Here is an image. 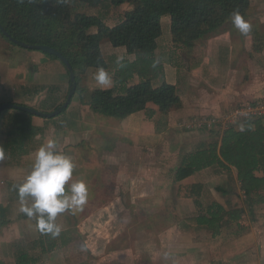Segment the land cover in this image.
I'll return each instance as SVG.
<instances>
[{"label":"crops","instance_id":"crops-1","mask_svg":"<svg viewBox=\"0 0 264 264\" xmlns=\"http://www.w3.org/2000/svg\"><path fill=\"white\" fill-rule=\"evenodd\" d=\"M128 6L123 13L130 9ZM106 17L103 14L104 22L109 25ZM168 17L161 18V34L153 57L162 69L153 85L158 86L162 81L174 85L180 97L179 106L163 114L156 105L147 103L144 110L131 115L106 117L95 114L74 94L66 109L57 116H31L32 125L40 130L22 146L25 153L16 158L3 153L0 158V264H264V203L250 209L245 205L234 168L227 172L217 166L207 167L180 182H174L172 176L185 154L214 135L220 138V130L198 128L194 125L195 119L218 117L240 105L264 101V0H249L245 20L252 28L247 36L236 28L225 27L218 34L189 45L173 43ZM90 31L95 32V28ZM107 46L111 48V57L104 54ZM101 50L108 63L106 70L113 79L112 86L107 88H112L116 84L117 61L132 62L135 55L128 54L124 47H112L106 41L101 43ZM96 69L87 70L81 84L83 92L101 88L91 78ZM138 81L139 76L134 74L127 85ZM69 87V73L60 60L43 51L9 43L0 34V104L25 105L50 112L64 103ZM17 111L6 109L0 114V150L7 139V119ZM47 139H55L60 150L71 156L76 166L74 179L102 183L113 176L116 185L121 186L122 181L137 177L135 188L139 194L130 197L134 213H138L140 207L157 213L166 209L175 222L161 228L152 221L144 225L143 220H139L134 227L126 229L127 243H122L120 248H109L111 239L105 242L104 253H94L89 245L95 237L83 233L82 223L74 220L78 214L94 213L90 210L92 195L89 193L81 211L58 215L56 222L62 226L58 237L41 234L35 228L36 221L19 211L14 185L23 182L31 169L35 150ZM160 139L165 145L158 148ZM131 149L141 150V156L129 160ZM144 149H170V154L176 151V156L169 162L168 158H158V154L154 162L144 159ZM113 166L117 167L114 173ZM161 167H171L165 181L161 180ZM145 184L147 193L143 194L139 186L145 187ZM193 184L203 186L198 195L186 197L178 193L179 186ZM217 187L227 192L222 193ZM119 193L111 196L114 201L118 200ZM238 195L243 196L239 202L235 201ZM156 196L160 200L157 209L150 203L139 207L134 200ZM213 201L225 209L243 207L239 220L242 230H237V226L223 227L218 235L212 236L200 229L196 231L205 234L199 236L195 228L183 225L185 217L197 215ZM108 203L98 209L109 210L113 203ZM143 253L144 260L141 259Z\"/></svg>","mask_w":264,"mask_h":264},{"label":"trees","instance_id":"trees-1","mask_svg":"<svg viewBox=\"0 0 264 264\" xmlns=\"http://www.w3.org/2000/svg\"><path fill=\"white\" fill-rule=\"evenodd\" d=\"M77 1L99 9V12H73L67 0H0V24L18 41L30 45H49L60 51L74 71V94L79 96L82 103L89 105L95 114L106 117L131 115L144 110L147 103L156 105L163 114L179 106L180 97L174 85L164 81L158 86L153 85L162 69L156 64L153 55L157 38L161 34L163 15L170 18L173 43L189 45L218 34L225 27L234 29L230 14L238 11L245 18L249 8V0ZM124 3L130 5V9L123 13L115 25H107L103 20L104 13L100 10L107 12L109 7H118ZM91 28H95V32H91ZM103 41L112 47H124L128 54L135 55V60H124L118 64L114 72L115 87L98 88L85 93L81 84L87 70L108 68L101 50ZM47 55L58 59L54 55ZM134 74L139 76V81L127 85ZM151 115L149 111L148 116ZM31 116L17 111L7 119V139L5 146L1 147L7 157L16 158L25 153L22 146L39 132L40 129L32 125ZM239 125L237 128L230 126L219 139L214 135L211 140L200 143L191 153L185 154L172 171L173 181L180 182L211 166L227 172L234 168L245 205L250 209L264 203V114L245 117ZM241 126L243 131L240 130ZM14 145L20 147L14 148ZM202 189L201 184L179 186L178 193L193 197ZM218 190L227 192L220 187ZM243 212V207L225 209L213 201L197 215L185 217L183 225L195 228V231L204 229L216 236L223 227L237 226V230H242L239 220Z\"/></svg>","mask_w":264,"mask_h":264},{"label":"rangeland","instance_id":"rangeland-1","mask_svg":"<svg viewBox=\"0 0 264 264\" xmlns=\"http://www.w3.org/2000/svg\"><path fill=\"white\" fill-rule=\"evenodd\" d=\"M71 7H72V11L73 12H82V13H93V14H97L99 12V9L97 8H93V7H89L86 4H83L77 0H67ZM129 8L128 4H123L122 6L118 7H109L107 10V12H103V10H100L102 13H104L105 15H107V17L105 18V21L109 24V25H114L116 24L120 18L122 17L123 11ZM164 17H168V15H164ZM169 18V17H168ZM108 43V42H106ZM104 54L105 56H109V53L111 52V48L110 47H106L104 50ZM111 57V56H109ZM115 61V60H112ZM161 77V75H160ZM156 81V78L154 79ZM225 113H223L222 115L218 116L220 118H222V116ZM201 117V116H200ZM206 117V116H205ZM245 117H240L238 119H236L234 122H228L226 125H224L223 128L222 125H220V127H218L219 125L217 124L218 129L220 130L221 134L222 132L229 128L230 126H235L236 128L239 127L240 123H241V119H243ZM223 129V130H222ZM213 130H217L216 128ZM204 131V130H203ZM208 131V130H205ZM203 135V134H201ZM200 135V137H201ZM162 139H160L159 144H158V148L162 147L165 145V143L161 144ZM163 141V140H162ZM170 141V140H169ZM129 152V153H128ZM128 153V158L129 160H133L135 157H139L141 156V150L137 151L135 149H131L129 150ZM120 151H117V154H119ZM159 154V156H158ZM156 155L159 157H162L165 159H167L169 162L173 161V156H176V151H173V155L170 154V149H168L166 151V149L162 150H158V149H144L143 150V156L144 159H149L152 160L154 162L157 161V157ZM163 160V161H164ZM162 160H160L161 162ZM162 161V162H163ZM155 165V164H154ZM163 166V165H162ZM155 167V166H154ZM159 167V164L157 166V169ZM171 167H161V180L165 181L167 175V171L168 169H170ZM112 173H114L115 171H117V167L113 166L112 167ZM155 171L156 168L154 169ZM163 170V172H162ZM151 172V171H150ZM150 172H145L146 175H149ZM82 177V176H81ZM137 178V177H136ZM136 178L132 177L130 179H127L126 181H122L121 186L116 185V182L113 181L114 177L112 176V178L108 177L107 179H109L106 182H102V183H94V182H85L87 184V187L89 189V193L90 195H92V197L90 198V200H92L91 204H90V210L91 214H87V215H81L78 214L77 218L74 217V220L77 221L78 223H82L81 226L84 228L83 229V233L87 232V233H91L92 236L95 237V239H93V242L90 243L89 245V249H94V253H104L105 252V248L103 247L106 241L111 240V244L109 245V248H120L122 243H127L129 241V235H128V230H126L129 227H134V225L136 224L137 221L139 220H143L144 225L150 223L151 221L154 223V225H160V227H165L168 224H171L173 222H175L171 216L172 215H168L166 212V209L160 210V212H149V211H145L141 210L140 205L142 204L143 208L145 207V205L147 206V204H152V207H155L157 209V201L160 202L159 197H152V198H145L144 200H138V199H134L137 202V206H139V210L138 213H134L133 211V202H131L132 204H130V197L132 194H139L137 188H135L136 186ZM147 181L146 178H144L145 182ZM142 182V183H143ZM89 183V184H88ZM146 183V182H145ZM166 184H164L165 186ZM117 186V187H116ZM139 188H141L140 191H142V193L146 194L147 193V187L145 184L144 186H139ZM120 191V195L118 194V200L114 201V198L111 197L112 195H114L115 192H119ZM243 193L241 192V195ZM243 197V196H242ZM241 196L238 195V198H236L235 201L239 202V199L242 198ZM120 198V201H119ZM244 198V197H243ZM232 199V198H230ZM238 199V200H237ZM141 201V203H140ZM235 201H234V205H235ZM106 202V204H110L108 202H112L113 204L111 205V208L109 210H103V207L99 210L98 208L100 206H103V204ZM172 204V203H170ZM169 204V205H170ZM231 204V203H230ZM135 205V204H134ZM87 217V220H84V218ZM89 224V225H88ZM197 232V231H195ZM197 235H204L205 233L203 231H199L196 233ZM134 236V235H133ZM112 237V238H111ZM145 238V237H144ZM128 240V241H127ZM85 248V247H84ZM88 251L87 248H85ZM147 254V253H146ZM143 257L141 258L142 260L146 259L145 258V254L143 253ZM140 259V260H141Z\"/></svg>","mask_w":264,"mask_h":264},{"label":"clouds","instance_id":"clouds-1","mask_svg":"<svg viewBox=\"0 0 264 264\" xmlns=\"http://www.w3.org/2000/svg\"><path fill=\"white\" fill-rule=\"evenodd\" d=\"M230 19L242 35L247 36L251 32V24L238 11L231 13ZM91 78L101 88L113 84L112 75L104 67H98ZM240 130H244L243 126ZM33 156L31 169L23 182L14 185L20 204L19 211L36 221L38 232L55 238L62 231V226L56 222L58 215L81 211L88 200V187L84 180L73 178L76 166L71 156L60 150L55 139H47L35 150ZM2 157L3 151L0 150Z\"/></svg>","mask_w":264,"mask_h":264},{"label":"water","instance_id":"water-1","mask_svg":"<svg viewBox=\"0 0 264 264\" xmlns=\"http://www.w3.org/2000/svg\"><path fill=\"white\" fill-rule=\"evenodd\" d=\"M0 32L11 42H13L14 44L20 46V47H24V48H29V49H37L40 51H43L47 54H51L56 56L66 67L68 73H69V80H70V87L66 96V99L64 101V103L57 109H54L53 111L50 112H42L39 111L37 109H34L32 107L29 106H25V105H18V104H12V103H3L0 104V114L2 111L6 110V109H15L18 111H23L32 115H37L40 117H46V118H51L54 117L55 115H57L63 108H66L75 92V88H76V81H75V75H74V71L73 68L70 64V62L68 61V59L57 49L49 46V45H30L27 44L23 41H18L17 39L13 38L5 29L4 27L0 24Z\"/></svg>","mask_w":264,"mask_h":264},{"label":"built area","instance_id":"built-area-1","mask_svg":"<svg viewBox=\"0 0 264 264\" xmlns=\"http://www.w3.org/2000/svg\"><path fill=\"white\" fill-rule=\"evenodd\" d=\"M264 114V101H255L235 107L226 112L222 118L201 116L194 120V125L201 129L213 130L224 127L228 122H234L240 117H255ZM217 124L219 125L217 127ZM219 130V129H218ZM223 130V129H222Z\"/></svg>","mask_w":264,"mask_h":264}]
</instances>
